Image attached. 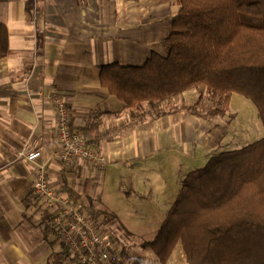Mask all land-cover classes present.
Returning a JSON list of instances; mask_svg holds the SVG:
<instances>
[{"label": "crops", "instance_id": "1", "mask_svg": "<svg viewBox=\"0 0 264 264\" xmlns=\"http://www.w3.org/2000/svg\"><path fill=\"white\" fill-rule=\"evenodd\" d=\"M179 9L178 0H0V23L8 29L12 51L0 59V264L73 263L52 227L49 208L32 191L35 163L18 157L37 135L42 154L36 162H46L50 185L76 193L89 218L96 216L94 192L107 169L114 175L125 171L122 189L129 192L151 184L154 171L166 169L162 161L169 152L181 149L188 155L199 143L212 157L245 146L241 138L233 140L230 123L215 116L208 118L203 143L202 117L184 102L197 88L154 108L145 105L144 118L136 120L100 81L104 65L140 66L153 52L166 55L164 39ZM52 92L67 100L73 127L84 129L95 115L105 133L95 144L108 159L103 169L85 161L65 167L55 155L59 138ZM154 185L151 190L161 199L162 187ZM129 247L118 249L121 258L107 264H160L150 249ZM150 253L156 259L146 258Z\"/></svg>", "mask_w": 264, "mask_h": 264}, {"label": "trees", "instance_id": "2", "mask_svg": "<svg viewBox=\"0 0 264 264\" xmlns=\"http://www.w3.org/2000/svg\"><path fill=\"white\" fill-rule=\"evenodd\" d=\"M178 1L164 39L167 54L153 52L140 66L104 65L102 85L136 120L144 118L145 105L154 108L194 87L217 98L205 112L197 104L186 107L203 118L222 115L239 94L253 102L264 128V0ZM8 40L0 23V59L12 53ZM94 120L92 115L81 130L96 147L105 133ZM90 219L101 230L96 217ZM178 243L188 264H264V135L210 157L185 176L155 238L142 247L166 264Z\"/></svg>", "mask_w": 264, "mask_h": 264}, {"label": "rangeland", "instance_id": "3", "mask_svg": "<svg viewBox=\"0 0 264 264\" xmlns=\"http://www.w3.org/2000/svg\"><path fill=\"white\" fill-rule=\"evenodd\" d=\"M195 88H197L196 90L198 91H193V94L186 96L184 102L189 105H195L194 103H196L198 107L197 110L202 112H205L204 110L208 108L217 106L215 100H213L214 97L206 87L199 86L191 89ZM214 116L217 121L222 120L223 124L225 122L230 123V127L233 128L231 136L233 137V140L241 138L239 139L241 140L239 143L242 142L247 145L259 137H262L258 135L264 134L263 125L258 116L255 105L251 100L242 95L238 94L234 98L231 109L229 104V108L222 115ZM208 118L209 116L205 118L202 117L201 125V134H203L202 137H204L203 143L206 145L209 127ZM211 119L214 120V117ZM239 130L244 135L241 136ZM231 136L229 135L232 140ZM28 142L29 140L19 151H21ZM237 143L235 146L238 145ZM93 148L104 155L100 150H98V148ZM191 149V153L188 155L185 152L182 153L181 149L175 151L174 153L169 152L167 158L168 160L165 158L166 160L162 161L163 166L166 169H164L163 172L154 171L155 177H152V183H147V186L145 182L140 183L137 190L126 192L122 189L127 185L125 180L126 175L124 174L125 171L124 173L115 175L110 172V169H107L104 172V178L100 181L99 191L94 192L95 199L93 201L95 206H92V209L95 208V211L97 210V212H99L98 214L96 212L93 214L94 216L96 215V223L100 225V231L109 238L114 245V248L122 250L124 246L128 247V245H130L129 248L135 247V252H140L141 250H139V248L142 247V243L144 241H150L155 238L167 215V212L173 205L181 189L182 181L185 176L193 170L204 167L208 159H210L209 154L207 155V146L198 143L193 144ZM18 157L24 158L22 156ZM104 157L107 159L106 155H104ZM84 161L88 162L87 160ZM107 162L108 159L106 160V163ZM157 173H160L161 176L157 175ZM157 183L162 187L161 193H163L161 199H158L155 195L156 189L154 191L151 190V187L155 186L154 184ZM128 185L131 186V184ZM59 189L63 190L62 188ZM67 193L69 194V192ZM82 204L89 214L84 202H82ZM51 221H53L52 218ZM136 254L137 253H134V256ZM150 254L151 255H147L146 258L151 256L150 258L156 259L153 253ZM114 260L119 259L114 258L109 262ZM166 264H188L181 243L176 245Z\"/></svg>", "mask_w": 264, "mask_h": 264}, {"label": "built area", "instance_id": "4", "mask_svg": "<svg viewBox=\"0 0 264 264\" xmlns=\"http://www.w3.org/2000/svg\"><path fill=\"white\" fill-rule=\"evenodd\" d=\"M50 99L55 107L60 143L55 155L65 167H74L78 160H87L103 169L106 157L89 145L86 134L81 129L72 126V114L65 97L59 92H52ZM41 140L40 135L29 140L18 152V156L35 163L32 191L49 208L52 227L73 260L72 264H107L114 258L120 259L119 250L94 226L82 202L72 198L64 190L50 185L46 162H36L42 154L39 146Z\"/></svg>", "mask_w": 264, "mask_h": 264}]
</instances>
